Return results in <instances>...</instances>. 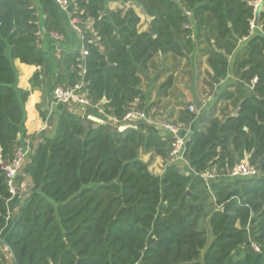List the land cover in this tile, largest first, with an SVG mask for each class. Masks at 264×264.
<instances>
[{
    "label": "trees",
    "instance_id": "obj_1",
    "mask_svg": "<svg viewBox=\"0 0 264 264\" xmlns=\"http://www.w3.org/2000/svg\"><path fill=\"white\" fill-rule=\"evenodd\" d=\"M131 1L153 18L152 33L141 31L133 8L110 11L106 0H71L88 54L61 53L53 90L83 83L91 105L106 100L105 113L121 121L135 101H144L140 76L155 58H184L202 46L212 84L227 79L233 57L251 93L238 87L237 116L220 120L210 112L191 131L185 160L195 177L168 163L170 138L117 132L59 112L54 137H30L37 143L22 176L32 185L11 206L1 162L9 163L21 145L31 95L17 87L14 61L43 66V35H67L55 0H0V240L12 264H264V0L260 31L252 27L255 0ZM30 84L40 86L39 73ZM233 97L226 92L221 99ZM195 119L185 109L179 122L188 129ZM141 153L167 163L162 177ZM245 159L258 175L229 177ZM214 170L218 177L207 188L201 175ZM5 257L0 264H8Z\"/></svg>",
    "mask_w": 264,
    "mask_h": 264
},
{
    "label": "crops",
    "instance_id": "obj_2",
    "mask_svg": "<svg viewBox=\"0 0 264 264\" xmlns=\"http://www.w3.org/2000/svg\"><path fill=\"white\" fill-rule=\"evenodd\" d=\"M106 5L110 11L121 9V5L117 3V0H106ZM116 6L120 7L116 8ZM61 11V19L67 37L64 40L56 41L51 34L43 35L41 47L47 53V63L37 67L22 64L18 60L14 61V67L18 74L17 87L31 91V95L25 104V132L19 136L21 145L29 147L30 153L31 147L37 143L31 145L30 137L37 135L54 137L57 115L64 110L82 116L88 124L105 125L117 132H123L126 129L152 132L162 138L170 137V134L162 125L174 120L180 127V135L188 137L192 130L199 128L204 123L210 112L220 120L228 116H237L241 102L238 87H244L247 89L248 94L251 93L252 87L245 85L235 74V60L233 57H230V71L227 79L220 84H212L209 74H213V72L208 64V56L202 52V46H199L195 47L193 53L184 58H178L171 54L165 57L158 56L149 71L140 76V87L145 99L142 102L140 100L135 101L132 106L135 110L146 113V118L116 120L105 113L103 107L107 103L106 100L96 106L86 107L57 104L54 102L52 95L55 83L53 75L58 72L56 62L65 50L73 52H82L83 50L82 35L72 28L69 14L63 10ZM41 23L43 25L44 16H42ZM255 28L258 31L261 30L259 25ZM141 31L144 30L141 28ZM193 40L196 42L195 32ZM36 73L40 74V86L33 90L30 80ZM226 92L233 94V99L222 100L221 96ZM38 107L48 113V120L50 119L53 122L44 121L40 116ZM189 107L197 108L199 114L191 126L185 129L183 124L179 122V117L181 112L185 109L189 110ZM140 157L144 162L149 163V170L153 174L160 177L164 175L167 163L161 157H157L152 153H141ZM168 163L178 165L186 175L196 176L186 161L170 162L169 160ZM21 180L24 184L20 183ZM19 184L21 195L18 190L17 195L9 203L11 206L23 198L22 196H25L32 185L29 178L22 176V172L19 174ZM16 211L17 209L14 210V213Z\"/></svg>",
    "mask_w": 264,
    "mask_h": 264
},
{
    "label": "built area",
    "instance_id": "obj_3",
    "mask_svg": "<svg viewBox=\"0 0 264 264\" xmlns=\"http://www.w3.org/2000/svg\"><path fill=\"white\" fill-rule=\"evenodd\" d=\"M58 7L69 14L70 23L73 29L82 35L81 21L76 13L72 11V2L71 0H55ZM263 0H255L253 6L255 8V15L259 9L262 8ZM73 12V13H72ZM255 20V19H254ZM254 28V21L252 23ZM51 36L56 40H64V37L57 33H52ZM83 56H86L88 52L83 49ZM53 100L57 104L66 105V106H77L81 105L83 107L90 106L91 102L87 96V92L84 90V84H78L75 87H62L58 86L53 90ZM191 112H194V107H189ZM132 118H146V115L138 110L132 109L125 117L124 120H130ZM162 127L170 134L171 139V152H170V162L177 161H186V144L188 142L187 137L180 135V127L163 124ZM30 155L29 147L20 145L15 152L13 159L9 163L1 162L2 169L5 172L6 182L9 188V192L12 195V199L18 193V176L21 169L28 162V157ZM187 162V161H186ZM259 173L258 168L254 165H251L250 162L245 159L242 162L238 163L229 173L231 178H243V177H253L257 176ZM218 177L217 171L205 172L201 175V178L207 185L210 182ZM11 201V200H10ZM256 250L259 249L256 247ZM4 250L0 245V257L3 255Z\"/></svg>",
    "mask_w": 264,
    "mask_h": 264
},
{
    "label": "rangeland",
    "instance_id": "obj_4",
    "mask_svg": "<svg viewBox=\"0 0 264 264\" xmlns=\"http://www.w3.org/2000/svg\"><path fill=\"white\" fill-rule=\"evenodd\" d=\"M117 3H119L120 5H121V9H125V10H127V9H129V8H133L134 10H135V12L140 16V18H141V27L140 28H142V30H148V26H149V19L147 18V17H145L144 15H143V13L141 12V10H140V8L141 7H139L138 5H136L133 1H128V2H125L124 0H117ZM120 6H116V8H119ZM91 25V24H90ZM174 78V77H173ZM211 83H212V81H211ZM209 85H210V82H209ZM234 103V102H233ZM137 110V109H136ZM138 111H140V110H138ZM140 112H142V111H140ZM189 112L191 113V114H195L196 115V117H197V115L199 114V112H198V110H197V108H195L194 107V112H191L190 110H189ZM142 113H144V112H142ZM146 114V113H145ZM146 117H147V115H146ZM168 124H171V125H175V126H178L177 125V123L174 121V120H171L170 121V123H168ZM184 135H186V134H184ZM170 138V137H169ZM187 139L189 140V136L187 137ZM27 163V162H26ZM25 163V164H26ZM25 166V165H24ZM24 166H23V168H24ZM23 168L21 169V171H20V173L22 172V170H23ZM183 170V169H182ZM218 174V173H217ZM20 183L21 184H24L23 183V181L21 180L20 181ZM207 188H208V186L209 185H206V184H204ZM19 187H21L20 186V184H19V176H18V190H19ZM25 189H26V187H24ZM19 194L21 195V189L19 190ZM24 194V193H23ZM22 197H24V196H22ZM2 247V249L4 250V253H5V256L7 257H5V259L7 260V262H8V264H12V258H11V256H10V254L8 253V251L3 247V246H1ZM3 253V254H4Z\"/></svg>",
    "mask_w": 264,
    "mask_h": 264
},
{
    "label": "water",
    "instance_id": "obj_5",
    "mask_svg": "<svg viewBox=\"0 0 264 264\" xmlns=\"http://www.w3.org/2000/svg\"><path fill=\"white\" fill-rule=\"evenodd\" d=\"M140 10H141V12L143 13V15L149 19L148 21H149V23H150V22L152 21L153 18L149 17V15L147 14V12H146V10H145L144 7H141ZM261 12H262V8L259 9L258 12H257L256 15H255V20H254V25H255V27L258 26V21H259V17H260V13H261ZM43 31L45 32L46 29L44 28ZM148 32L152 33V28H151L150 26H149V28H148ZM0 241H1L2 244L5 246V249L11 254V256L14 257V256H13V253H12V251H11V249L6 245V243H5L3 240H0Z\"/></svg>",
    "mask_w": 264,
    "mask_h": 264
}]
</instances>
